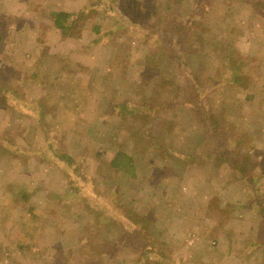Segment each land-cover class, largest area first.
<instances>
[{
    "label": "rangeland",
    "instance_id": "374dc122",
    "mask_svg": "<svg viewBox=\"0 0 264 264\" xmlns=\"http://www.w3.org/2000/svg\"><path fill=\"white\" fill-rule=\"evenodd\" d=\"M257 1L202 0L203 25L177 30L198 2L138 0V14L128 1L126 15L97 0H0V264H264ZM60 10L89 15L60 37L50 17ZM185 26L180 41L172 33ZM118 152L134 175L111 166ZM223 152L255 165L244 208L229 196L235 177L207 157ZM206 180L223 208L192 194Z\"/></svg>",
    "mask_w": 264,
    "mask_h": 264
},
{
    "label": "trees",
    "instance_id": "16d2710c",
    "mask_svg": "<svg viewBox=\"0 0 264 264\" xmlns=\"http://www.w3.org/2000/svg\"><path fill=\"white\" fill-rule=\"evenodd\" d=\"M128 1H131L134 4L135 9H137V12H139L138 14H140V10H139L140 5L138 4V0H97V3L107 4V5L111 4V6L117 7V10L119 12H125V14L127 15L128 14L127 11L129 12V10H133V8H131V5H129ZM194 1L198 2V4L193 8L192 12L187 17H185L186 19H190V21L189 22L188 21L187 22H185V21L178 22L176 25L177 30H180L183 27V24H187V23H189L191 25V27L195 26V24H196V27L203 25L198 19H201V18L204 19V17L207 15L205 10H203V9H205L206 6L205 7L203 6L204 3H202V0H194ZM257 2H258L257 5H255L256 3L252 5L253 9L257 13H259L261 16H264V10L259 8V7H261V5L264 8V5L262 3V2H264V0H259ZM201 4H202V6H201ZM93 6L94 5H92V7ZM256 6H257L258 10L256 9ZM149 9L150 10H149L148 14L145 15V17H147L148 20L149 19L151 20L154 16H158L157 13H158L159 9L157 7H152ZM141 10H142V5H141ZM88 15H89L88 13L84 14L81 12L80 13H73V14L72 13H66V12H52L51 17L53 19V23H54L55 27L60 31L62 36L68 37V36H70V34L75 29L84 27L83 25H80L79 23L81 20L85 19L86 16H88ZM130 16H131V14L129 13L128 17H130ZM136 23H139V22L136 20ZM93 30L95 32L98 31L96 26L93 28ZM209 32H210V30H209ZM189 33H190V28H188V26H185L183 28L182 32L181 31L176 32V33L173 32L172 34H174L175 36H178L180 41H183L185 38L189 37ZM181 35H184V36H181ZM156 36H157L158 42L166 41L165 39L163 40L162 38H160L158 34ZM171 37H173V36L171 35ZM200 40H203V39L200 38ZM182 50H184V49H181V53H182ZM182 57H183L182 54L181 55H175V58L177 59V61L178 62L180 61L179 64L182 63L183 67L188 70L186 62ZM233 61L234 60H232L230 64H233ZM232 70L235 71L236 67H232ZM185 72H186V70H185ZM190 75H189V77L187 75V78L189 79V82H190L189 84H191L192 86L194 85L195 88H198V86L196 85L195 77L190 76ZM165 85H167L168 87L172 86V89H174V90L177 89L176 84L172 83L171 81H167L165 83ZM182 90H183V87H182ZM199 95H200V92H199L198 96ZM196 103L197 102H195L194 104H196ZM179 104H182V103H179ZM179 104H177V105H179ZM217 121H218V119H213V117H212V119L208 123V127L206 129L207 134H210V133L214 134L217 131L215 128L213 129V126L215 125V123H217ZM216 135H218V133ZM210 136H212V135H210ZM225 155H226V153H224V152L219 154V155H216L215 153H213V154L210 153L207 157L213 158L215 160V162L224 163L227 167H229L228 168L230 171L229 173L236 175L235 177L237 180H242V179H246V178L249 180L251 179V175L255 171V165H254V163L252 164V161L250 160V158L247 155L241 154L240 152L233 154L232 156H229V157L226 156V158H225ZM199 158H200V156H199ZM127 163L130 164V167L128 168L129 170L127 168H125ZM111 166L114 167L115 169L127 172L130 175H134L133 170H134L135 166H134L133 159L128 157L126 154H124L122 152H120V153L118 152L115 155V157L111 161ZM130 169L132 170L131 172H130ZM259 213L261 214V212H259ZM146 216L147 215L140 216V217L135 216V217H133L132 221L134 220V223L136 224V223H138V220L139 221L145 220ZM149 216H152V215H149ZM260 216L262 217V225L264 228V216H263V214ZM147 218H148V216H147ZM149 220L152 222V219H149ZM142 229H144V227L141 226L140 229L135 230L136 231L135 233L142 234V231H143ZM263 234H264V232H263ZM261 241H263V243H264V239Z\"/></svg>",
    "mask_w": 264,
    "mask_h": 264
},
{
    "label": "crops",
    "instance_id": "0c3cea01",
    "mask_svg": "<svg viewBox=\"0 0 264 264\" xmlns=\"http://www.w3.org/2000/svg\"><path fill=\"white\" fill-rule=\"evenodd\" d=\"M53 12V11H52ZM55 12H66V13H71V12H69V11H67V10H60V11H55ZM52 14V13H51ZM73 14V13H72ZM50 17H51V15H50ZM51 19H52V17H51ZM52 23H53V19H52ZM53 28L56 30V31H59L56 27H55V25H54V23H53ZM59 33H60V31H59ZM60 37H63L62 36V34L60 33ZM50 61H48L49 62V65L50 66H60V64H63V63H65L63 60L62 61H58V60H53V59H49ZM49 70H50V67H47V73L49 72ZM61 75H65L64 73H61V74H59V76H61ZM32 77V76H31ZM57 79H59L60 80V78L58 77ZM59 83H62L63 84V82H59ZM229 167H227L226 165L225 166H223L222 167V169H223V173H227V175L228 174H231V173H229L230 171H229V169H228ZM211 174V173H210ZM212 175V174H211ZM232 176H236L235 174H231ZM213 176V175H212ZM235 180H236V182L234 183L235 184V190H233V192H230V194H229V196L231 197V198H236L238 201H239V203H238V205H242L243 206V208L245 207V203L244 204H240V203H242V202H248V200H246L248 197H246L245 198V196H243V198H241V196H242V193L245 191V187H246V185H245V182H246V180L247 179H242V180H237L236 179V177H235ZM218 183V182H217ZM205 184V185H204ZM220 184H222V185H224V183L222 182V183H220ZM214 187V188H213ZM191 188H192V194L194 195V197H196V198H198L197 200H198V203H200V204H202V206H203V208H209L210 206H212L211 205V202L213 201V200H217V203H218V207L219 208H223L226 204H228L230 201H225V203L223 202L222 203V195H219L218 196V193H219V191H217L220 187H219V185H216V183L213 185L211 182H209V181H205L204 183H202V184H193L192 186H191ZM193 191H194V193H193ZM250 191H258V189H255V188H252V189H250ZM237 193V194H236ZM231 194H234L233 196L231 195ZM236 195V196H235ZM202 196V197H201ZM212 196H213V198H212ZM258 201V200H257ZM255 202V201H254ZM201 206V207H202ZM257 207V206H256ZM256 207H248L247 206V208H256ZM259 208V207H258ZM253 209H250V210H253ZM259 214V213H258ZM197 241H196V238L193 236V239H189V240H186V247H188V249L189 248H192V247H194L195 245V243H196Z\"/></svg>",
    "mask_w": 264,
    "mask_h": 264
}]
</instances>
